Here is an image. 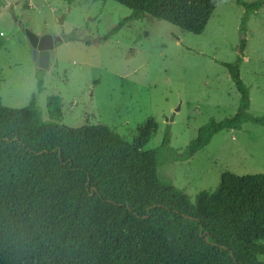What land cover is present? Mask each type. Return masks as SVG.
<instances>
[{
  "label": "trees",
  "instance_id": "1",
  "mask_svg": "<svg viewBox=\"0 0 264 264\" xmlns=\"http://www.w3.org/2000/svg\"><path fill=\"white\" fill-rule=\"evenodd\" d=\"M70 3L71 0H65ZM128 10L113 32L151 18L201 35L220 0H101ZM249 12L250 4L235 0ZM221 63L239 93L237 112L210 118L177 160L185 161L222 131L259 121L248 114L239 67L246 47ZM42 82L38 80L39 91ZM44 121L36 100L22 109L0 101V264H264V175L224 172L212 193L194 202L158 172L155 151L103 125H62L60 100L47 101ZM170 133L162 140L170 148Z\"/></svg>",
  "mask_w": 264,
  "mask_h": 264
},
{
  "label": "rangeland",
  "instance_id": "2",
  "mask_svg": "<svg viewBox=\"0 0 264 264\" xmlns=\"http://www.w3.org/2000/svg\"><path fill=\"white\" fill-rule=\"evenodd\" d=\"M0 101L22 109L35 98L44 121L47 101L60 100L61 124L103 125L129 143L146 128L142 150L157 154L160 178L195 196L216 190L220 176L264 175V4L246 14L235 0H220L204 32L193 35L151 18L113 29L130 10L101 0H1ZM250 4L258 0H243ZM248 114L258 123L222 131L185 161L177 160L210 118L232 117L239 93L221 63L240 56ZM51 35L54 57L40 69L23 32ZM38 80L42 82L39 91ZM166 132L171 149L161 147ZM264 262V257H259Z\"/></svg>",
  "mask_w": 264,
  "mask_h": 264
},
{
  "label": "water",
  "instance_id": "3",
  "mask_svg": "<svg viewBox=\"0 0 264 264\" xmlns=\"http://www.w3.org/2000/svg\"><path fill=\"white\" fill-rule=\"evenodd\" d=\"M2 7H5V3L0 0ZM23 32L25 33L30 46L33 49L34 61L37 62V65L40 69H47L50 58L54 57V44L55 42L60 41V39H54L49 34H43L37 36L29 30V24L26 23L23 25Z\"/></svg>",
  "mask_w": 264,
  "mask_h": 264
},
{
  "label": "crops",
  "instance_id": "4",
  "mask_svg": "<svg viewBox=\"0 0 264 264\" xmlns=\"http://www.w3.org/2000/svg\"><path fill=\"white\" fill-rule=\"evenodd\" d=\"M5 7H6V5H5ZM43 34H45V33H43ZM43 34H42V35H43Z\"/></svg>",
  "mask_w": 264,
  "mask_h": 264
}]
</instances>
